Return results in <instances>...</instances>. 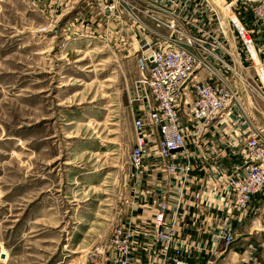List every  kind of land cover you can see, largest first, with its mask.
I'll return each instance as SVG.
<instances>
[{
	"label": "rangeland",
	"instance_id": "1",
	"mask_svg": "<svg viewBox=\"0 0 264 264\" xmlns=\"http://www.w3.org/2000/svg\"><path fill=\"white\" fill-rule=\"evenodd\" d=\"M98 6L0 0V264H99L129 211L132 113L145 74L127 16L102 18ZM242 25L264 49V30L245 18ZM222 124L200 144L187 139L185 152L204 141L223 151L227 127H244L235 117ZM232 246L206 260L264 263V245L248 247L242 259L229 254Z\"/></svg>",
	"mask_w": 264,
	"mask_h": 264
},
{
	"label": "built area",
	"instance_id": "2",
	"mask_svg": "<svg viewBox=\"0 0 264 264\" xmlns=\"http://www.w3.org/2000/svg\"><path fill=\"white\" fill-rule=\"evenodd\" d=\"M94 1L102 18L127 16L136 38V66L145 74L132 113L129 211L100 252L99 264H209L185 254L189 239L179 235L177 216L168 214L164 194L148 219L137 211L148 207L150 191L143 180L152 167L146 158L154 147L159 164L155 172L185 180L191 172L186 140L200 144L207 129L235 117L244 127H232L236 136L231 142L223 134L221 140L226 154L241 160L222 177L227 210L218 229L221 243L228 246L234 239L229 228L233 216L241 215L254 199L264 207V109L256 100L264 101V49L242 25L245 18L248 26L264 30V0Z\"/></svg>",
	"mask_w": 264,
	"mask_h": 264
},
{
	"label": "crops",
	"instance_id": "3",
	"mask_svg": "<svg viewBox=\"0 0 264 264\" xmlns=\"http://www.w3.org/2000/svg\"><path fill=\"white\" fill-rule=\"evenodd\" d=\"M227 129L226 140L231 142L236 136V129ZM207 142H203L200 151L195 148L189 151L191 172L185 180L174 176L165 179L157 174L155 169L159 164L156 156L152 155L154 159L148 161L152 169L143 180L150 191V195L145 197L148 207L137 209L148 219L157 200L164 194L168 214L177 216L179 235L189 239L191 247L186 249L185 254L189 259L201 261L217 259L223 252L224 245L218 238L221 219L227 210L221 196L222 177L241 162L240 159L227 156L225 150L218 152V147ZM153 149L151 147V151ZM229 228L234 235L229 254L234 258L242 259L248 247L255 249L256 245H264V207L260 200L254 199L241 215L233 216Z\"/></svg>",
	"mask_w": 264,
	"mask_h": 264
},
{
	"label": "bare ground",
	"instance_id": "4",
	"mask_svg": "<svg viewBox=\"0 0 264 264\" xmlns=\"http://www.w3.org/2000/svg\"><path fill=\"white\" fill-rule=\"evenodd\" d=\"M247 38V40H248V37H246Z\"/></svg>",
	"mask_w": 264,
	"mask_h": 264
}]
</instances>
